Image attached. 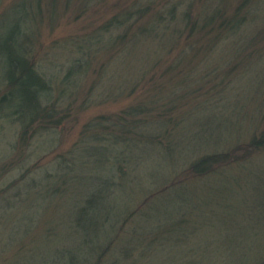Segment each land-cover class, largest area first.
Listing matches in <instances>:
<instances>
[{"label": "trees", "instance_id": "1", "mask_svg": "<svg viewBox=\"0 0 264 264\" xmlns=\"http://www.w3.org/2000/svg\"><path fill=\"white\" fill-rule=\"evenodd\" d=\"M101 1L28 0L22 8L40 24L57 5L83 12ZM34 31L15 25L5 43L0 97L21 98L17 154L0 166V180L22 169L0 197L30 189L46 202L40 234L59 239L49 252L40 246L35 264H203L217 245L231 248L217 264H264V0H134L72 36L73 54L61 64L37 62ZM132 59L140 63L119 90L138 95L88 119L66 150L44 160V143L76 109L83 85L92 79L96 89ZM82 99V107L96 100ZM38 137L37 147L22 148ZM56 208L65 211L58 234L47 211Z\"/></svg>", "mask_w": 264, "mask_h": 264}, {"label": "rangeland", "instance_id": "2", "mask_svg": "<svg viewBox=\"0 0 264 264\" xmlns=\"http://www.w3.org/2000/svg\"><path fill=\"white\" fill-rule=\"evenodd\" d=\"M25 1L28 0H0V85L5 83L7 79V49L5 43L7 44L8 42L7 39L13 26L18 25L19 29L27 28L29 31L35 30V33L33 32L34 41L31 44V50H33V55L37 59V62L46 63L47 60H51L53 63H62L66 62V59L70 58L73 54L69 50V40H71L72 36L77 38V36L87 34L95 27H98L114 11L130 5L134 0H104L101 1L102 4L98 10L96 8H88V10H84L83 12H80L73 6L72 2L65 3L64 6L57 5L55 6L56 10L52 18L50 17L49 21L43 18L39 22L40 24H37V19L31 21L32 19L29 20L27 18V14H23L24 9L22 6ZM14 37L17 38L18 42L21 41V34H18L16 31L14 32ZM145 53L143 51V55ZM139 63L138 59H132L120 65L119 69L108 70L107 74L109 77L103 81L101 86L98 85L96 89L91 88L90 83L92 79L83 85L85 93L83 96H80L77 103L73 104V107L76 109H72L70 115L61 120L59 126L54 131V139H50L49 137L44 143L45 146L48 145V148L51 147L47 150L48 153H46L44 160L52 157L54 152L66 150L77 139L82 125L88 119L97 114L116 113L134 99L136 94L138 95L137 88L131 94L130 88H127L122 93L119 90L121 84L119 81L125 80L122 77H126V71ZM164 64L166 65V63ZM49 67H47V71L53 72L55 77L58 76L59 69ZM101 90L109 94L99 96L98 92ZM84 95L95 98V102L88 103V105L82 107L79 103L84 101L82 99ZM20 98L21 95L18 91L4 98L0 97V166L5 163L4 161L7 158L10 157V161L17 154L15 152L16 149L13 150V145L16 139L18 122L13 119V116L14 111L18 108ZM79 106L81 107L77 110ZM39 139V137L33 140L28 139L27 142L25 141V146L21 147L26 149L25 151L27 152L28 149L37 147L41 143V139ZM12 143L13 145H11ZM18 145L16 143V147ZM30 156L31 154L28 155L27 161H30L32 164L36 159L33 158L31 161ZM30 163L25 164V166H30ZM21 169L22 166L18 170L14 169L10 171V173L1 179L0 188L10 181L17 172L19 173ZM23 187L25 186L22 185L21 189ZM26 193L24 196L16 197L14 193L8 192L0 197V264H35L40 261V246L47 242L43 239L38 227V218L46 206V202L33 190L29 189ZM47 211L56 220L53 221V226L55 233L58 234L62 231L58 221L64 218L65 211L60 208H56L53 211L49 209ZM25 227L27 229H24ZM55 237L59 239L58 236H54L52 239L53 243L49 241L47 243L50 245L47 248L44 247L47 252L55 244ZM203 237H207L205 233L198 234L191 240L196 241ZM178 249L181 250V247ZM212 249H214L213 254H211V257L208 256V259L203 264H217L216 258L223 259L224 256L231 254V248L226 251L224 245L209 248V251ZM149 250L151 249H148L147 252ZM203 252H205L204 249L200 250L199 253L197 251L198 254ZM149 255L152 256L153 254L150 253Z\"/></svg>", "mask_w": 264, "mask_h": 264}]
</instances>
